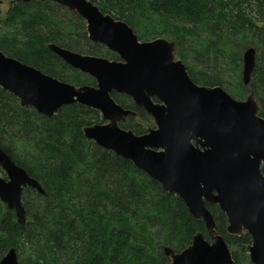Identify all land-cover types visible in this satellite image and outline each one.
Listing matches in <instances>:
<instances>
[{
	"label": "trees",
	"instance_id": "1",
	"mask_svg": "<svg viewBox=\"0 0 264 264\" xmlns=\"http://www.w3.org/2000/svg\"><path fill=\"white\" fill-rule=\"evenodd\" d=\"M2 1V6L13 2L0 17V51L7 57L74 86H95V81L66 65L48 44L118 59L89 41L85 22L75 13L51 2ZM89 1L128 25L140 41L174 42L175 57L200 86L222 87L224 68L237 76L242 67L239 46L255 47L259 58L250 84L264 119V0ZM110 95L136 115L121 122L122 129L142 135L153 127L129 97ZM96 124H102L97 110L75 104L46 118L0 88V149L45 192L23 190V226L0 201V260L15 249L19 264H170L165 248L177 254L196 234L208 239L203 222L178 196L83 136L85 127ZM205 207L235 264H250V237L229 235L225 215L216 205Z\"/></svg>",
	"mask_w": 264,
	"mask_h": 264
},
{
	"label": "water",
	"instance_id": "2",
	"mask_svg": "<svg viewBox=\"0 0 264 264\" xmlns=\"http://www.w3.org/2000/svg\"><path fill=\"white\" fill-rule=\"evenodd\" d=\"M16 1H51L76 13L85 22L89 41L104 46L118 60L49 44L47 48L66 65L95 81V86L76 87L0 51V88L14 95L22 108L46 118L75 104L100 113L103 123L85 127L83 136L130 161L166 193L178 196L205 226L208 239L196 234L177 254L164 249L170 264H235L205 204L216 205L225 215L229 235L250 237V264H264V119L258 115L254 94L238 101L221 87L199 86L176 59L174 42L164 38L140 42L128 25L102 13L89 0ZM255 64V49H245L243 85L250 83ZM112 92L128 96L142 108L154 128L142 135L122 129L119 123L136 115L118 105ZM0 171V201L14 211L19 225H25L23 190L43 196L45 192L2 149ZM0 264H19L16 250H8Z\"/></svg>",
	"mask_w": 264,
	"mask_h": 264
},
{
	"label": "rangeland",
	"instance_id": "3",
	"mask_svg": "<svg viewBox=\"0 0 264 264\" xmlns=\"http://www.w3.org/2000/svg\"><path fill=\"white\" fill-rule=\"evenodd\" d=\"M1 2L3 3V1L1 0ZM2 3L0 4V17L1 19L4 18L5 16V12L7 10V7H10L13 2L11 3H5L3 6H2ZM3 7V8H2ZM76 35V39L78 37L77 34ZM164 38V37H162ZM166 39V38H164ZM168 41H170L169 39H166ZM140 41V40H139ZM142 42V41H140ZM172 42V41H171ZM101 46V45H100ZM102 47L107 50V48H105L104 46H101V51L103 52L102 50ZM246 46L245 45H240L238 50L239 52V55L240 56L239 58L241 59V62H242V59H243V53L245 51V48ZM255 49L256 51V48L255 47H252ZM109 51V50H108ZM111 54H114V53H111ZM115 55V54H114ZM98 56H105L103 54H99ZM259 54L256 52V58L258 59L259 57ZM106 57H109V56H106ZM242 67L239 69L238 71V75H234L231 71L228 70V68H224V72H223V82H222V88L226 91V93L230 96H234L236 99L238 100H245L246 97L250 94V93H253L254 94V97H255V93L252 89H254L252 87V84H247V86L243 85V82H242ZM72 77H74V75H72ZM251 82V81H250ZM82 86H90V85H81ZM76 87H80V86H76ZM250 90V91H249ZM256 99V97H255ZM257 100V99H256ZM153 128L152 126H150V129ZM217 233V232H216ZM248 254V252H247ZM249 259V258H248Z\"/></svg>",
	"mask_w": 264,
	"mask_h": 264
},
{
	"label": "bare ground",
	"instance_id": "4",
	"mask_svg": "<svg viewBox=\"0 0 264 264\" xmlns=\"http://www.w3.org/2000/svg\"><path fill=\"white\" fill-rule=\"evenodd\" d=\"M49 2H51V1H49ZM53 3V2H52ZM56 4V3H55ZM69 11V10H68ZM71 12V11H70ZM72 13H74V12H72ZM76 14V13H75ZM77 15V14H76ZM78 16V15H77ZM79 17V16H78ZM49 45V44H48ZM47 45V46H48ZM48 49V48H47ZM49 50V49H48ZM108 50V49H107ZM50 51V50H49ZM111 52V51H110ZM112 53V52H111ZM54 54V53H53ZM58 57V56H57ZM59 58V57H58ZM60 59V58H59ZM69 66V65H68ZM69 67H71V66H69ZM72 68V67H71ZM73 69V68H72ZM86 75V74H85ZM50 77V76H49ZM52 78V77H51ZM54 80H57V79H55V78H53ZM64 83V82H63ZM14 96V95H13ZM15 97V96H14ZM16 98V97H15ZM17 99V98H16ZM18 100V99H17ZM15 219H16V217H15ZM16 223H17V221H16ZM18 224V223H17ZM21 226H23V225H21Z\"/></svg>",
	"mask_w": 264,
	"mask_h": 264
},
{
	"label": "flooded vegetation",
	"instance_id": "5",
	"mask_svg": "<svg viewBox=\"0 0 264 264\" xmlns=\"http://www.w3.org/2000/svg\"><path fill=\"white\" fill-rule=\"evenodd\" d=\"M14 2H17V1H14ZM46 2H49V1H46ZM17 3H22V2H17ZM33 3V2H31ZM40 3H45V2H40ZM52 3V2H51ZM22 4H25V3H22ZM28 4V3H27ZM64 8V7H63ZM66 9V8H65ZM53 44V43H52ZM57 45V44H56ZM59 46V45H58ZM60 47V46H59ZM62 48V47H60ZM65 49V48H64ZM68 50V49H67ZM140 109V108H139ZM142 109V108H141ZM143 110V109H142ZM144 111V110H143ZM146 114V113H145ZM147 115V114H146ZM134 119H137V118H134Z\"/></svg>",
	"mask_w": 264,
	"mask_h": 264
}]
</instances>
